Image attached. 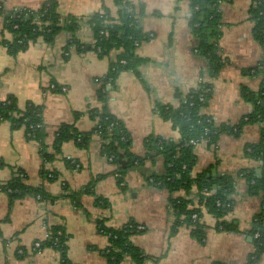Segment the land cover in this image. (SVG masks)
Wrapping results in <instances>:
<instances>
[{
    "label": "crops",
    "instance_id": "obj_1",
    "mask_svg": "<svg viewBox=\"0 0 264 264\" xmlns=\"http://www.w3.org/2000/svg\"><path fill=\"white\" fill-rule=\"evenodd\" d=\"M46 1L0 0L7 9L31 10ZM57 1L62 18H81L76 36L91 46L95 36L89 17L106 8L111 16L118 14L114 0ZM127 1L149 37L136 49L145 59L139 72L123 70L114 85L104 79L117 59L116 49L104 56L93 47L66 51L70 35L62 31L53 44L38 38L13 55L2 43L13 35L0 30V100L13 95L21 108L28 103L43 107L45 144L50 153H54L61 124L73 123L87 134L96 123L90 112L105 110L123 121L132 137L134 154L143 157L119 184L117 165L102 152L99 135L92 134L87 147L73 140L64 143L61 152L46 162L40 144L24 126L14 128L10 121L1 122L0 182H7L20 170L28 185L56 198L25 194L10 201L8 192L0 190V264H62L55 248L35 247L36 242L48 238L54 226L66 233L73 264H113L107 254L110 239L99 229V220L113 229L124 228L131 221L143 225V230L131 236L146 256L143 264H264V252L255 259L256 236L251 232L261 210V194L252 191L241 174L244 169H254L257 176L263 171L262 162L249 159L246 149L261 140L264 122H247L239 134L237 130L223 132L215 147L207 142L195 145L194 173L236 177L233 203L223 217L230 228L219 227L217 219L197 203V196H187L203 212L202 238L194 234L193 225H182L171 233L175 221L172 199L185 197V192H169L151 177L164 171L161 156L144 158V142L149 136L165 140L179 137L156 106H178L180 95L200 83L212 85V96L202 112L217 124L236 127L252 112L254 105L244 97L243 88L257 94L264 79V43L253 35V0H223L220 4L218 55L223 65L214 77L209 73V59L196 49L199 41L190 27L189 0ZM44 168L51 174L43 176ZM92 181L93 190L82 193L78 200L66 195ZM120 264L132 261L126 257Z\"/></svg>",
    "mask_w": 264,
    "mask_h": 264
},
{
    "label": "trees",
    "instance_id": "obj_2",
    "mask_svg": "<svg viewBox=\"0 0 264 264\" xmlns=\"http://www.w3.org/2000/svg\"><path fill=\"white\" fill-rule=\"evenodd\" d=\"M118 7L116 17L111 16L109 10L104 9L89 17V23L95 36L94 46L82 43L76 36L80 28V17L67 16L62 18L58 11L57 0H47L38 9L12 8L7 9L0 2V29L13 35L11 40L3 39L2 43L7 47L9 53L15 55L26 50L30 43L42 38L46 43L53 44L56 36L67 32L70 37L65 47L68 51L71 47L77 50H86L93 47L104 56L112 49L119 51L116 61L111 65L104 81L115 84L118 76L123 70L139 72L140 65L145 59L136 54L138 45L146 40L149 35L145 33L136 18L135 8L127 0H114ZM190 1V27L198 37L197 51L209 59V73L216 76L222 68V61L218 55L220 31L221 3L218 0H189ZM251 19L254 22V37L264 43V0H253L250 9ZM250 69L249 71H251ZM56 90H60L59 86ZM212 85L209 82L200 83L197 88L191 89L187 94L180 95L178 106L158 104L156 109L161 116L172 122L174 130L179 132L178 138L168 140L149 136L145 139L146 153L144 158L153 159L161 156L164 161V171L159 175L151 176L155 182H159L169 192L183 190L185 197L172 199L175 221L172 234L182 225H193L194 234L203 237V224L200 219L203 216L201 208L193 205L189 195L197 196V203L204 206L208 213L217 219V225L223 229L230 228V224L224 220V215L230 210L233 199L232 194L236 177L232 174L212 176L209 171L194 173L197 156L193 140L205 137L209 146H216L219 136L223 132L239 134L245 123L264 122V79L260 91L256 94L243 88L244 97L251 101L254 108L236 127L229 124H217L215 120L204 114L202 109L208 104L212 96ZM91 116L96 120L91 132L85 134L80 132L73 123H63L58 128L55 141L54 153L47 150L43 107L33 103L26 104L23 108L18 105L13 95H8L0 100V123L10 121L14 128L24 126L31 137L40 144V151L45 161L50 162L56 154L61 152V147L68 141H75L81 147H87L91 141L92 134L99 135L101 139L102 152L109 158L114 155L113 163L117 165L116 175L118 183L125 182L128 172L142 163L143 157L136 156L132 150V137L123 121L107 111L92 110ZM246 155L249 159L262 162L263 171L257 176L254 169H244L242 176L246 177L250 189L261 194V210L255 216L252 234L256 238L255 259L264 252V130L262 138L257 143L247 145ZM51 174L50 170L42 169V175ZM55 173L52 172L54 178ZM94 183L85 187L68 192L66 195L78 200L84 192L93 190ZM0 190L8 192L10 201L15 198L32 194L41 196L43 199L54 200L56 197L46 194L42 188L28 185L23 180L22 171L18 170L7 182H0ZM102 203L106 200L98 197ZM218 202H220L218 204ZM77 204L79 202L76 201ZM197 214L198 218H193ZM99 229L108 235L110 247L108 258L113 264H120L126 257L130 258L132 264H143L146 256L140 247L131 241V236L140 232L138 224L131 221L124 228L113 229L106 227L103 221H98ZM42 247L55 248L61 257L62 264H73L68 257L67 236L63 228L54 226L50 230L48 238L41 243ZM254 262V260L252 261Z\"/></svg>",
    "mask_w": 264,
    "mask_h": 264
},
{
    "label": "built area",
    "instance_id": "obj_3",
    "mask_svg": "<svg viewBox=\"0 0 264 264\" xmlns=\"http://www.w3.org/2000/svg\"><path fill=\"white\" fill-rule=\"evenodd\" d=\"M218 2L219 3H222L223 2V0H218ZM200 142H207V140H206V138L205 137H201V138H199V139H196V140H193L192 141V143L193 144H195V145H197L198 143H200ZM114 158V155L113 154H110V157H109V159H113ZM220 202H218V204H219ZM193 218H198V215L197 214H194L193 215ZM138 229L139 230H143L144 229V226L143 225H138ZM256 236V238L259 236V234H256L255 235ZM35 247L37 248V249H40L42 246H41V242H36L35 243Z\"/></svg>",
    "mask_w": 264,
    "mask_h": 264
}]
</instances>
